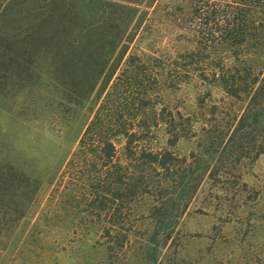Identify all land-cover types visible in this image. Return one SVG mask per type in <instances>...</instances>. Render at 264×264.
I'll return each instance as SVG.
<instances>
[{"label": "trees", "instance_id": "obj_1", "mask_svg": "<svg viewBox=\"0 0 264 264\" xmlns=\"http://www.w3.org/2000/svg\"><path fill=\"white\" fill-rule=\"evenodd\" d=\"M187 1L178 19L193 46L142 52L119 72L158 0H0V99L18 91L15 78L42 79L45 62L75 101L99 97L58 194L67 214L100 226L111 264H264L263 191L246 180L264 154V0ZM186 139L188 155L177 150ZM40 188L0 159V243ZM195 213L215 217L206 234L184 229Z\"/></svg>", "mask_w": 264, "mask_h": 264}, {"label": "rangeland", "instance_id": "obj_2", "mask_svg": "<svg viewBox=\"0 0 264 264\" xmlns=\"http://www.w3.org/2000/svg\"><path fill=\"white\" fill-rule=\"evenodd\" d=\"M177 8L181 11L174 15L173 10ZM189 9L187 0H158L153 8H146L148 14L134 31L136 38L128 42L129 50L119 72L130 57L142 52L173 55L192 47L194 31L178 19V16L189 17ZM5 30L10 35L16 33L12 28ZM46 64L41 67L42 79L15 78L18 91L12 93V98L0 99V159L12 163L41 185L18 228L9 238L1 239L0 264H111L106 247L99 241L100 226L82 222L81 213L67 214L64 210L67 206L58 194L60 176L98 108L99 97L75 101L53 80L51 68ZM196 90L194 84L173 97L192 96ZM195 146L194 140L186 139L178 144L177 150L188 155ZM246 180L263 191L258 208L263 211L264 154L254 163ZM202 197L194 202L191 210L202 205ZM214 222L212 215L195 213L186 218L183 227L203 235ZM239 228L240 224L232 223L228 230L236 232ZM262 229L256 240L264 242V224ZM208 243V239L196 238L191 249L206 248ZM128 264L139 263L131 258Z\"/></svg>", "mask_w": 264, "mask_h": 264}]
</instances>
